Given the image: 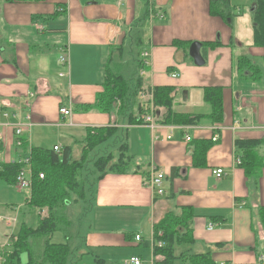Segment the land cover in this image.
<instances>
[{
	"label": "crops",
	"instance_id": "0c3cea01",
	"mask_svg": "<svg viewBox=\"0 0 264 264\" xmlns=\"http://www.w3.org/2000/svg\"><path fill=\"white\" fill-rule=\"evenodd\" d=\"M212 2L0 0V171L2 164L32 157L33 149L59 155L69 146L71 159L79 158L76 147L101 128L113 133L92 142L90 166L108 154L120 158L122 151L129 161L124 171L98 170L97 177L91 166L85 175L93 197L85 235L72 242V253L86 248L74 264H126L132 256L142 264H261L264 164L256 163L264 161V46L255 43L258 1L218 0L225 17L211 11ZM131 34L141 40L131 42ZM193 42L201 43L202 65L190 55ZM120 46L136 78L130 77L124 101L111 105L103 97L106 67ZM144 52L148 63L140 70ZM243 57L255 62L259 75H244ZM167 86L174 88L170 109L154 103L155 88ZM208 88L221 90L220 121L205 100ZM186 115L195 121L179 122ZM240 140L255 146L240 148ZM237 157L244 161L236 163ZM254 167L260 172L250 177ZM219 168L224 174L216 177ZM155 170L165 174L162 195L146 183ZM1 183L29 192L25 204L0 209L5 219H15L0 222V246L10 253L33 213L32 190L18 187L14 177ZM168 216L178 226L171 253L162 240Z\"/></svg>",
	"mask_w": 264,
	"mask_h": 264
},
{
	"label": "trees",
	"instance_id": "16d2710c",
	"mask_svg": "<svg viewBox=\"0 0 264 264\" xmlns=\"http://www.w3.org/2000/svg\"><path fill=\"white\" fill-rule=\"evenodd\" d=\"M211 11L214 14H221L225 17L223 10L217 6V1L212 0ZM226 1V0H225ZM258 8L255 11V43L260 46H264V0H257ZM132 37V34H131ZM141 40L140 36L134 35L131 38V42ZM219 43V42H218ZM123 46H120L115 55L112 56L110 62L106 67V93L103 96L108 103L118 104L119 101H124L128 91L130 74H134L135 67L133 63H129L123 57ZM144 60L139 59L137 62L138 68L141 70L144 68ZM251 60L247 57H243L240 61V65L245 67V74L250 76L255 75V71L249 69L248 66L252 64ZM247 72V73H246ZM127 77V79H126ZM139 86L141 85L142 78L138 76L137 79ZM174 88L171 86L157 87L154 93V103L163 104L170 109L171 102L173 100L172 93ZM205 100L210 103L213 108L214 120L220 121L223 118V104L220 88H208L205 92ZM196 117L186 115V119L179 122H194ZM136 122L141 121L139 118H135ZM113 133V130L108 128H101L95 135H90L86 141L88 151L93 147V141L101 142L102 140L109 138ZM240 148L250 150L255 146V142L252 140H240L238 141ZM122 151V149L120 150ZM71 147H65L61 154L55 155L52 151H41L33 149L32 151V168H33V184L32 195L29 201L32 211L36 208L48 207L50 211L49 217L40 219L37 225L28 224V222L22 223L21 229L18 233V239L13 244V252L6 255L4 264H68V261L72 255V240L74 239V233L69 227L70 221L65 218L68 199L66 196L70 189L78 190V180L76 179L75 171L78 167V160L72 161ZM120 158L116 161L113 156H103L96 161V166L99 170L103 171V167L108 164L106 160L110 161V170L124 171L129 165V161L125 159L124 152H121ZM258 157V156H257ZM113 158V159H112ZM259 158V157H258ZM82 161V160H80ZM244 160H242L243 162ZM264 164L263 160H259L256 165L261 166ZM2 170L0 171V179L14 177L16 182V175L21 167L20 164H2ZM44 173V178H40L39 174ZM258 167H254L251 172L247 171L249 176L259 174ZM69 188V189H68ZM57 206H63L55 212ZM35 209V210H36ZM172 216V215H171ZM168 216L164 220V224L161 226L164 230V236L162 240L165 242L163 247H166V253H171L172 235L178 232V226L170 222ZM172 218H175L172 216ZM67 220V221H66ZM169 221V222H167ZM170 231H169V230ZM55 231H60L65 236V242L58 244L52 242V236ZM162 247V248H163ZM23 255H27V259L23 260ZM202 256V255H199ZM100 262V260H98Z\"/></svg>",
	"mask_w": 264,
	"mask_h": 264
},
{
	"label": "rangeland",
	"instance_id": "374dc122",
	"mask_svg": "<svg viewBox=\"0 0 264 264\" xmlns=\"http://www.w3.org/2000/svg\"><path fill=\"white\" fill-rule=\"evenodd\" d=\"M129 58H130V56H129ZM259 62H260L262 69L264 71V58L263 57L259 58ZM129 63H131V61ZM254 63L255 62L252 61V64H250V66H248V68L254 70L256 75H259V68ZM137 75H138V72H137ZM129 76L131 77V80L133 78H136V74H132V75L130 74ZM128 79H130V78H128ZM76 148H77L76 154L79 155V158L72 159V161L78 160V162H77L78 167H76L77 170L75 171V174H76V179L78 180V188L79 189L78 190H76V189H70L69 190L68 195L66 196V198L68 199L69 202L64 207V209L66 208L65 209L66 210L65 218H67V220L70 221L69 227L71 228V230L74 233V237L76 239V242H78V239L80 238V241H82L83 236L85 235L84 226L87 223L88 210L90 208V205L92 202V197H93V193L87 194L85 175H88V174L91 175L92 174V172H93L92 167L95 169L94 172L97 175V177H98V174H100V173L98 172V170H99L98 167L95 165L96 162L91 165L92 167L90 166V159H92V156H94V154H93V152L91 153L88 151L86 144L82 147L78 146ZM81 149H82V153L80 154ZM121 149H122V147H121ZM108 155H106V156H108ZM99 158H102V157H99ZM80 160H82V161H80ZM117 160H118V158L116 159V161ZM111 161H113V160H111ZM111 161H110V164L112 163ZM106 163H108V164H106ZM105 164L106 165L103 167V169H104L103 172H105L107 169L111 168L108 159L106 160ZM28 196H29V192H27L26 190L18 191L17 189L15 190V189L9 187L6 183H1V186H0V203L3 204L0 206L1 212H2V210H3V212L7 211V209H6L7 204H11V203L25 204L26 198ZM60 208H63V206H57V208L55 209V212ZM35 209L33 210L32 215H29V217H27L29 219L27 221L28 224L37 225L38 221L40 219L49 217V215H50V211H49V208L47 206L43 207V208L36 209V210ZM8 212H10V211H8ZM89 218H90V215H89ZM20 226H21V224H20V217H19L18 218V224H17L16 229H15L16 233L18 232V229L20 228ZM14 242L15 241H13L11 244L13 245ZM52 242L58 243V244L64 243L65 242L64 234L60 231H55L53 236H52ZM72 242H73V240H72ZM83 250H86V248L85 247H80L78 249L73 248V253H72V256L70 257V259L68 261V264H74V261H75L74 258H77V256L78 257L81 256V253ZM8 251H11V250H8ZM11 252H13V251H11ZM7 254H9V253L6 252L5 256ZM5 260H6V257H5ZM23 260H25V255H23ZM86 263H87V261H86ZM86 263L83 262L81 264H86ZM98 264H101V263H98Z\"/></svg>",
	"mask_w": 264,
	"mask_h": 264
},
{
	"label": "built area",
	"instance_id": "2783aa9c",
	"mask_svg": "<svg viewBox=\"0 0 264 264\" xmlns=\"http://www.w3.org/2000/svg\"><path fill=\"white\" fill-rule=\"evenodd\" d=\"M143 55L145 56L144 57V62L145 63H148L147 62V57H148V53L147 52H144ZM61 62L62 64H65L67 63V59L64 57V56H61ZM173 76H176V73H173ZM145 96L146 94L143 92L141 93V97L145 100ZM146 102V100H145ZM61 113L64 114V115H68L70 114V109L67 108V107H62L61 108ZM146 121L148 122H152V117L150 115H148L146 117ZM24 130V126H18L16 128V133L19 135L23 132ZM190 136L187 135L185 140L189 141L190 140ZM0 139H2V133L0 132ZM217 139V136H215L213 138V140H216ZM23 144L22 140H19L17 142V146L18 148H21L20 146ZM60 146L59 145H56L54 147V150L57 152V151H60ZM241 158L240 157H237L236 159V163L238 164H241ZM13 163L14 164H21V167L16 175V184L18 187L20 188H25V189H28V190H31L32 189V184H33V171H32V157H31V154H28L24 157H19V158H16L13 160ZM213 174L216 176V177H221L223 174H224V169L222 168H219V169H215L213 170ZM40 178H44V173H40L39 174ZM164 177H165V174L163 171L161 170H155L151 175H149L148 177H146V183L151 186L154 191L158 194V195H162L164 193V188H163V182H164ZM6 220L10 225L12 223L15 222V219H5V217H3L2 215H0V222ZM210 227H213V224L210 225ZM137 239L140 240L141 239V235H137ZM157 244L159 246H163V242L162 241H158ZM5 253L4 251L2 250L1 246H0V264H4L5 262ZM126 264H142V261H141V258L140 257H136V256H132L130 257L127 261H126ZM261 264H264V256L261 257Z\"/></svg>",
	"mask_w": 264,
	"mask_h": 264
},
{
	"label": "water",
	"instance_id": "95a60500",
	"mask_svg": "<svg viewBox=\"0 0 264 264\" xmlns=\"http://www.w3.org/2000/svg\"><path fill=\"white\" fill-rule=\"evenodd\" d=\"M200 42H193L190 47V55L195 60V63L198 65H202L204 63V59L202 58V55L200 53Z\"/></svg>",
	"mask_w": 264,
	"mask_h": 264
}]
</instances>
